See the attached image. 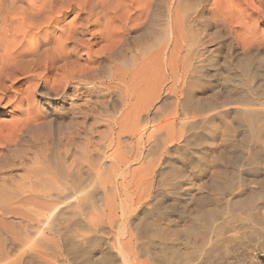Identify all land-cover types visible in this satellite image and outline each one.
Listing matches in <instances>:
<instances>
[{"label":"bare ground","instance_id":"bare-ground-1","mask_svg":"<svg viewBox=\"0 0 264 264\" xmlns=\"http://www.w3.org/2000/svg\"><path fill=\"white\" fill-rule=\"evenodd\" d=\"M206 6L199 8V12H207L206 16L202 15L204 24L223 29L226 32L224 36H229L228 59L224 65L220 63L225 50L224 43L220 41L213 50L209 47L211 50L198 51L200 54L196 55L195 62L183 55L187 40H190L187 36L190 18L186 16L188 13H183L180 2L174 3V0H0V168L11 152L29 147L33 133H50L56 128L70 129L67 133L74 137V145L79 150L76 148L74 154H65H72L77 157L76 160H72L65 170L70 155L64 161L38 153L28 175L27 185L31 190L26 191L29 190L30 195H24L22 200L23 195L19 194L21 202L28 198L27 202L31 201L36 207L31 217L35 216L32 220L37 225L34 227L32 223V226L37 233L45 236L55 222L53 220L50 224L54 216L62 208H70L71 200H78V187H103L111 191V197L108 193L111 203L104 205L109 213H105L102 206L98 208L100 211L95 220H91L95 221L94 226H102L106 221L112 223V215L118 213L114 258L106 256L95 261L90 252H85L82 257L84 264H115L113 259L119 261L118 264H139L137 257L133 256L132 236L128 238L131 235L127 228L132 210L130 202L134 198L139 202L151 199L149 189L155 188L160 181L180 178L186 172V163L179 162L177 156L168 160L164 156L167 152L173 155L174 147L180 144L183 145L179 155L187 156L196 141L195 137L178 132L175 114L167 117L159 127L149 125V121L154 122L159 117L152 110L157 105H167L168 98L162 94L164 87L174 92L180 84L179 96L183 94V98L181 101L178 96L175 100L176 103L181 101L189 114L178 124L190 129L207 111L218 110L217 115L237 112L239 120L235 128L242 134L237 143L230 141L229 146L233 150L224 155V161L229 164V167L223 168L226 177L213 179L212 189L223 194L239 189L241 193L233 195L231 200H216L203 205L192 213L193 218L179 233L189 240L202 230H214L217 217L221 213H231V204L244 208L249 219L261 218L258 215L262 211L252 213L251 209L252 196L255 197L260 190L264 178L258 173L248 175L244 168L250 164H264V102L256 107V98L248 92L244 93L241 82H255L254 85L264 92V66L260 65L262 69L253 68L254 65L246 58L251 53L264 50V0H212L210 8ZM159 21L162 24L157 23ZM148 24L152 27L163 25V33L157 36L156 42H153L155 45L139 47L138 44L136 49L133 48V33L137 34ZM239 47L243 49L245 58H239ZM233 62H236L237 71L223 76L222 70L236 69ZM243 74L246 81L238 79ZM113 93L116 94L115 101L111 104L109 96ZM96 97H101L100 106L95 104ZM109 105H112V111ZM230 105L232 107L227 108ZM99 111L102 116L95 117L102 124L94 129L78 126L81 118L99 115ZM8 115L10 119L5 118ZM100 128L106 130L105 140L96 143L91 134L100 133ZM84 138L85 145L82 146ZM147 142L151 147L143 152ZM41 149L42 146L38 150ZM151 153L157 155L150 158ZM80 171L86 174V178H82L83 173L79 176ZM4 184L7 185L4 182L2 189ZM66 184L72 185L75 191L64 193L67 194L64 201L71 202L64 205L59 204L60 201L58 204L61 207L52 205L54 202L57 204L56 200L63 199V192L61 196L55 189ZM9 185L8 188L12 186ZM138 189L148 192L143 194ZM179 190L174 188L172 193L178 203L175 201L170 207L166 204L161 208V216L174 215L178 225L186 219L184 212L188 210L185 207L190 197L187 190V193ZM14 191L0 194V235H11L15 229L12 217L16 215V207L13 208V203L18 193ZM26 191L24 188L22 192ZM157 192L155 197L160 203L169 196V193L161 195L162 192ZM74 194L75 197L70 199V195ZM180 204L181 210L176 209ZM68 221L71 222L69 218ZM156 223L147 219L143 230L150 237L146 245L148 248L154 245L152 238L155 236L162 239L156 264L188 262V255L175 246L166 251L164 244L171 232ZM74 224L70 228L67 225V239L71 231L73 234L76 227L82 226L81 222ZM217 228L221 229V226ZM78 235L76 237H80ZM76 237L70 236L69 244L71 249L78 251L80 243L87 241L84 236L82 242ZM97 244L98 241L94 240L93 245Z\"/></svg>","mask_w":264,"mask_h":264},{"label":"rangeland","instance_id":"rangeland-1","mask_svg":"<svg viewBox=\"0 0 264 264\" xmlns=\"http://www.w3.org/2000/svg\"><path fill=\"white\" fill-rule=\"evenodd\" d=\"M175 2H180L182 10H184L183 13L184 14L185 12L188 13L187 15L186 14L185 15L187 17L189 16L188 18H190L188 20L189 33L187 36L191 40V42L190 40H187L188 47L187 45L185 46L183 55L184 56L187 55L186 58L188 60H190L191 62L192 61L195 62L200 52H204L207 49L209 50L210 48L215 49L216 48L215 45L220 41L224 43L225 50L221 55L222 58L220 61L221 65H224V62L228 57L227 44L229 43L228 42L229 36L227 34L224 36L226 32L223 29L219 30L216 29V27L206 26L203 22L204 19H202V17L204 18L207 12L206 11H204L205 13L199 12L200 10L199 8H201L203 5L204 7L207 5L206 6L207 9L210 8V5L212 4V0L210 1L174 0V3ZM161 22L164 23V21L162 20ZM161 22L159 21L157 23L162 24ZM148 25L144 27L141 31L137 32V34L133 33V35L135 34L133 36L135 37V40L133 39L134 42L132 43L133 48L136 49L138 44L139 47L143 45L149 46V44L153 45L157 40L156 39L157 36L163 33V28H162L163 25H161L162 27H159L158 24H156V26L154 25L155 27L153 26L154 28L150 24ZM262 25L264 26V23H262ZM159 29H162L161 30L162 32L159 31ZM158 31L161 33H158ZM203 41L204 43H202ZM200 42L202 43L203 47H205V49L203 47L201 48ZM207 42H209L210 44ZM190 43L193 44L190 45ZM187 48H189L190 50L187 51L186 50ZM237 49H238L237 52L238 51L241 52L239 53V55H241L239 56V58H245L243 56L244 54H242L243 49L241 47ZM192 57L194 58V60H192L193 59ZM246 58L249 59L251 65H254L252 66L253 68L264 66V50L256 53H251L250 55H247ZM233 64H234V68H236L235 67L236 62H233ZM237 69L238 68L230 71L222 70L223 76L224 75L226 76L230 72H231L230 74H232V71L234 73L235 71H237ZM245 77L246 76L244 74L241 76L239 75L238 79L242 81L244 80L246 81ZM254 83L255 82L253 83L241 82V85L243 86L242 89H244V93L248 92L250 95L256 98L255 101L256 107H260L264 102V92H261L262 88H258L256 85H254ZM170 84H171V80H169V85ZM178 85L180 86V84ZM179 86H177L174 92L173 91L171 92L168 88L164 87L162 94H164V96L168 98L167 105L163 107L157 105L155 107L156 110L155 109L152 110V112L154 113L155 111L159 115V117L154 122L149 121V125L152 126L156 125L159 127V125L167 117L173 116L175 114V117L177 118L176 123H177L178 132L187 135H193L196 141L194 144H192V147L189 148L190 152L187 156L182 157L179 155L182 150V148L180 147L183 144H180V146H178L177 148L174 147L175 149L174 153L176 154L173 153L172 155V152H169V154L167 152V154H165L164 156L165 160L166 159L168 160L173 156L174 157L177 156L176 159L179 162L186 163L185 164L186 172L182 177L180 178L172 177L170 180H168V182L160 181L159 185H156L157 187L155 186V188H152L151 190L149 189L151 194L150 196L151 199L148 198L147 200H142L140 202L138 199L135 198L133 201L131 200L132 202H130V204L133 208L131 207L132 210L128 217L129 220H127L128 221L127 228L129 234L131 233V235L128 238L130 239L132 236L131 239L133 240L132 241L133 243L130 242L133 245L132 248L133 256L137 257L139 264L157 263V261L155 262V259L157 252L161 248L160 246L162 244L161 245L159 244L162 243L161 242L162 239L160 236H155L152 239H154L153 242H155L157 245L154 243L153 246L148 248V246L146 245L149 244L148 242L150 241V237H147V235L144 234L143 231L145 230L144 226L146 220L153 219L154 222H157L156 224L158 225L161 224L160 225L161 227H164L165 230L169 229L168 231L171 232L170 236L168 237V240L164 244L166 245L164 247L165 249H167L166 251H170L175 246L180 252L182 251V253L188 255L187 256V258H189L188 262L186 261V263L182 262L179 264H264V179H263L264 164H260L259 166L250 164L248 166H245L244 168V171L248 175L255 173L262 175L263 181L261 184V188L260 190H258L255 197L252 196L253 206L251 209L252 213L259 214V211H262L261 212L262 214L258 215V217L261 218L249 219L248 216H245L244 208L235 207L233 204H231L230 206L232 210L231 213L230 214L221 213L217 217V220L215 222L216 225L214 224L215 227L214 230H202L197 234V236L193 237V239L189 238V240L188 238H184L185 235L179 233V230L186 227L185 225H187L190 222V220L193 218V214L196 211H198L203 205H207V204L209 205L211 202L213 203L216 200H223V199L231 200L233 199L232 198L233 195H237V193H241V190L239 189L238 190L236 189L233 193H229V194L215 192L212 189H213V179L226 177V174L223 173V168L229 167V164L228 162L224 161V155L233 150V148L229 146L230 141L236 142L238 141V138L242 136L240 130L235 128V124L239 120L237 112L235 114L228 113V115H224V114L217 115L218 110L207 111L201 115V117L203 118H200V120H198L196 126L195 127L193 126L190 129L178 124V122L183 117H185V115L189 114L188 111L182 106L181 101L183 98L182 96L183 94L181 95L182 97L179 96L180 95ZM115 95L116 94L113 93L110 94L109 96L111 97L110 98L111 104H114ZM178 96L180 97L181 101L179 103H176ZM112 98L113 100H111ZM100 100L101 97H99V99L97 98L95 104L97 103L98 106H100V102H99ZM228 107H232V106L230 105L227 106V108ZM110 109L112 111V105L111 106L109 105V110ZM95 116L99 118L102 116V114L100 112L99 115L95 114L91 117L88 116L81 118L78 126L79 127L85 126L86 128L89 126L90 128L93 127V129L96 128L98 124L100 125L102 123H100ZM5 118L10 119L11 116L8 115L5 116ZM100 129H101L100 133L95 134L94 132L91 134L92 138H94L96 143H98L101 140H105L104 133L106 132V130L104 128H100ZM69 131L70 129L67 131V129L56 128L52 130L50 133L35 132L30 136L32 143L29 145L28 148L26 147L24 150L11 152L3 162L2 168H0V194L5 192L13 193L14 190L15 191L17 190L19 192L14 191V193L15 194L18 193L17 196L20 198L16 197L18 201L15 199L14 201L15 203H13L14 206L12 205L13 208L16 207V209L14 208L16 215L12 217L14 219L11 218L13 220V221L11 220L12 223L14 222L13 224H15L14 225L15 229L13 230V232L16 231V234L15 233L13 234L12 232L13 235L12 234L10 235L9 233L10 236L4 233H1L0 235L1 236L0 264H6V262L8 264H84L82 257L85 252L87 253L90 252L92 259L95 261H97L99 258H104L106 256L109 258L113 256L114 258L115 236L117 232L116 226L118 224L117 217H119L118 213L116 212H114L116 214L113 213L114 214L112 215L113 218H111L113 219L112 223L106 221L105 223H103L102 226L96 227L94 226L95 221H93L95 220V217L99 214L98 211H100L99 209L102 206L103 208H105V213L106 212L109 213V209L106 208V206L104 207V205H107L106 203H111L109 202V200L112 195L109 189L106 188L104 189L103 187L99 189L95 187H93L92 189H90L91 187L89 188L87 187L88 189L78 187L77 190L78 189L79 190L76 191L78 192L76 193V197H79L78 200H71L72 202L69 201L71 202L70 208L67 207L62 208L61 209L62 211L56 214L54 218L52 217L53 219L51 220L50 224L52 223L53 220H55V222L53 221L55 225L53 223L52 225H50L51 227H49V229L45 232L46 234L45 236L41 233L46 238L41 236L40 233H37L36 232L37 229L34 228L37 224L32 220L35 216H33V218L31 216L34 215L33 213L36 207L33 205V203H31V201L27 202L28 198H25L26 201L21 202L20 194L23 195L22 200L25 196L28 197L30 195L29 192H27L31 190L29 189L30 187L27 185L28 175L30 174L29 171H30V167H32V161L34 157L37 156L38 153L43 152L48 156L53 157V159L56 158L58 160L60 159L64 161H67L68 158L66 157L70 155L69 160L66 163L65 170H67L68 165L71 163L72 160H76L77 157L72 156V154H68L70 152L74 154L76 151L75 149L77 148L76 145H74L75 142L74 137L73 136L71 137V135L67 133ZM101 132L103 133V135ZM68 134L70 136V139ZM84 141L85 138L84 140L81 141V143H83ZM148 143L149 142H147L146 147L143 148V152L145 151L147 152L148 149L151 147L150 143L149 144ZM84 145L85 142L83 143L82 146ZM40 146H42V149L38 150ZM78 150L79 148H77V151ZM66 152L68 153L65 154ZM156 155H157L156 153H151L150 158L152 157L154 158ZM190 161H192L194 164ZM83 171H80L79 176H81V174L83 173L82 178L84 177L86 178V174ZM4 182L7 185L4 184V188L2 189L1 186H3L2 184ZM9 184H11L12 186L8 188V186H10ZM21 186L23 190L21 189ZM64 186H66L67 188H64ZM64 186L55 189V191L57 190V193H60L61 196L63 194L62 196L63 199L60 198V200L58 199L59 201L56 200L57 204H55V202L53 201L54 203L53 204L49 203L50 205L51 204L58 205V207H61L62 205L59 206V204H64V205L69 204V202L66 203V201H64L65 198L64 196L67 195V194L64 195V193L69 194L75 191L73 186L70 184H66ZM24 188L25 191L26 189L29 190H27L26 192H22L24 191ZM174 188L176 190L180 189L179 190L180 192L187 193L188 191V195L190 196L188 200L189 204L187 203V206L185 207L186 209L188 208V210H185L184 212V215L186 214V219L183 221L182 224L179 225L176 224L175 221L177 218L174 215L169 217L161 216L162 215L161 208L164 207L166 204H167L166 206L169 205L170 207L176 201V199L174 198L175 195H172V193L174 192ZM139 190H141V192ZM157 190L160 193L162 192L161 195H163V193L165 194L169 193L168 197L170 199L168 197L164 198L162 200V202L163 201L164 202L160 203L161 201H158L159 198L155 197L158 194ZM138 191L143 194L148 192V190L146 189L143 192L142 189H138ZM108 193H110L109 194L110 197ZM70 196H72L70 197V199H72L75 197V194ZM165 199L167 200L165 201ZM73 201L75 202L73 203ZM137 202H139V204ZM72 203L74 204V206ZM181 205L182 204H180V206ZM179 207L176 206L175 208L181 210L182 206L180 208ZM73 209H75L74 210L75 213L77 212L76 216L75 213L71 211ZM68 218L70 219L71 222L68 221ZM76 221L81 222L82 226L80 225L79 227H76L77 230H74L73 234H71L72 233L71 231L70 236L72 237L73 235V237H76L77 234H79L78 236H80L81 238L76 237L78 238L77 240L82 242L83 241L82 236H84L83 239L84 240L86 239L85 242L87 241L86 243H80L78 251L71 249V246L69 244L70 236L68 239L66 237L67 231L69 230L70 227L73 226V224ZM78 222H76L74 225H76ZM88 224L91 226H89ZM16 225L18 226V228ZM67 225L69 228L67 227ZM218 226H221V229H218L217 228ZM52 227L54 228L52 229ZM86 227L88 228V230ZM94 227H95L94 232H92ZM216 228L218 229V232ZM89 231H91L92 233L91 232L89 233ZM74 232L75 233L77 232V234H74ZM2 235L5 236L4 239L6 240L3 239ZM66 240L68 241L66 242ZM94 240L98 241L97 246L93 245ZM114 260L115 259H113V262H116L115 264L120 263L119 261L117 262L116 260L115 261ZM94 263L95 262L89 264H94ZM103 263L108 264L105 262ZM103 263H99V264H103Z\"/></svg>","mask_w":264,"mask_h":264}]
</instances>
